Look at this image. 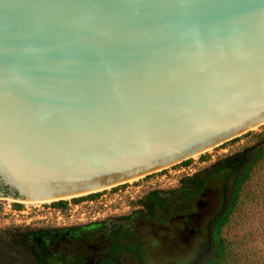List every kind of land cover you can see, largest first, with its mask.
Masks as SVG:
<instances>
[{
    "label": "water",
    "instance_id": "obj_1",
    "mask_svg": "<svg viewBox=\"0 0 264 264\" xmlns=\"http://www.w3.org/2000/svg\"><path fill=\"white\" fill-rule=\"evenodd\" d=\"M263 127L264 0H0V200L92 198Z\"/></svg>",
    "mask_w": 264,
    "mask_h": 264
},
{
    "label": "trees",
    "instance_id": "obj_2",
    "mask_svg": "<svg viewBox=\"0 0 264 264\" xmlns=\"http://www.w3.org/2000/svg\"><path fill=\"white\" fill-rule=\"evenodd\" d=\"M254 137V144L184 176L179 186L148 192L135 203L137 208L129 215L56 229L0 230V264H52L45 258L40 240L55 233L59 238L68 234L66 239L78 245L83 243L87 248L96 245L102 249L97 264H123L127 259L144 261L149 237L158 244L161 242L157 237L169 232L196 229L193 214L197 212V203L211 197L219 202L215 214L207 220L202 232L197 233L196 255L189 260L182 256L177 261L264 264V130ZM189 163L191 159L182 164ZM80 198L72 200L78 202L85 197ZM52 204L63 210L68 208L66 200ZM169 264L176 263L172 259Z\"/></svg>",
    "mask_w": 264,
    "mask_h": 264
},
{
    "label": "rangeland",
    "instance_id": "obj_3",
    "mask_svg": "<svg viewBox=\"0 0 264 264\" xmlns=\"http://www.w3.org/2000/svg\"><path fill=\"white\" fill-rule=\"evenodd\" d=\"M264 130V127L256 131L255 133H261ZM246 137L245 139L236 142L220 151H217L201 160H198L191 165H188L184 168L179 170L170 169L166 170L165 172L153 175L151 177L139 180L137 182L128 184L126 186L117 188L112 190L110 193L119 192L121 193L119 196H112L111 199L104 201L101 205L96 206H83L81 209H75L74 207H70L68 202V208L64 211V219L60 221V225H58V221L56 217L53 219L48 218L47 220H36L33 219L32 221L28 218L20 216H15L7 210L9 205L13 208L15 203H20L13 201L12 199L7 200H0V230H5L8 228H31V229H38V228H62V227H71L75 225H84L89 224L95 221H102L108 219L110 217H120L124 215L131 214L136 208V202L144 197L148 192L155 190V189H171L179 186V182L181 178L186 175H192L196 173V171L202 170L205 167L209 166L211 163L216 161L217 159L228 155L233 154L239 150H242L244 147L252 145L255 143L256 138L254 134ZM211 197L209 199H205L207 201V205L200 210L202 216L201 219L204 217H208L211 213L214 212L215 206L218 204V198ZM76 203L72 201L71 204ZM23 205V208L27 207L24 203H20ZM30 207V206H29ZM204 229V226H203ZM202 232V231H201ZM195 236H198L197 234ZM151 240L148 242V240ZM158 238V237H157ZM191 237L189 236V239ZM197 237L194 240H189V243L186 242L182 248H178L173 250L170 255L169 252L166 251L165 248L162 247L161 243L154 244L153 237H149L145 243H148L146 246V255L147 258L140 260H130L127 259L123 262V264H169L170 260L173 259L176 264H181L182 262L177 261L178 258L185 256L187 260L192 259L196 255L195 247L197 245ZM160 242V241H158ZM191 244V245H190ZM196 244V245H195ZM166 253H165V252ZM195 252V254H194ZM168 253V254H167ZM167 254V255H164ZM194 254V255H193Z\"/></svg>",
    "mask_w": 264,
    "mask_h": 264
},
{
    "label": "flooded vegetation",
    "instance_id": "obj_4",
    "mask_svg": "<svg viewBox=\"0 0 264 264\" xmlns=\"http://www.w3.org/2000/svg\"><path fill=\"white\" fill-rule=\"evenodd\" d=\"M52 235L40 240L45 258L52 264H97L98 258L103 254V250L97 248L96 245L87 248L86 244L73 243L66 239L68 234L62 238H59L57 233Z\"/></svg>",
    "mask_w": 264,
    "mask_h": 264
},
{
    "label": "built area",
    "instance_id": "obj_5",
    "mask_svg": "<svg viewBox=\"0 0 264 264\" xmlns=\"http://www.w3.org/2000/svg\"><path fill=\"white\" fill-rule=\"evenodd\" d=\"M106 192L101 195L88 198V199H83L80 200L74 204L69 203L70 207H74L76 210L83 208V206H96V205H101L104 203V201L108 200V198L111 199L112 196H119L121 193V190L119 192H114L110 193ZM23 203V202H20ZM9 213L15 215V216H20L22 215L25 218L30 219L31 221L33 219L36 220H47L48 218L53 219V217H56V220L58 221V225H60V221L64 219V211L62 208L55 207L54 205L51 206H27L25 209L23 208V205L21 207H12L9 205V208L7 209Z\"/></svg>",
    "mask_w": 264,
    "mask_h": 264
}]
</instances>
